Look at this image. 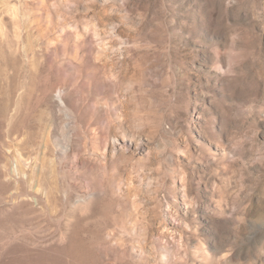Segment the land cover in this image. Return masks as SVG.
<instances>
[{"label":"rangeland","instance_id":"obj_1","mask_svg":"<svg viewBox=\"0 0 264 264\" xmlns=\"http://www.w3.org/2000/svg\"><path fill=\"white\" fill-rule=\"evenodd\" d=\"M1 51L0 264H264V0H0Z\"/></svg>","mask_w":264,"mask_h":264},{"label":"bare ground","instance_id":"obj_2","mask_svg":"<svg viewBox=\"0 0 264 264\" xmlns=\"http://www.w3.org/2000/svg\"><path fill=\"white\" fill-rule=\"evenodd\" d=\"M6 52V51H5ZM4 52V53H5ZM0 53H3L2 51ZM6 55V54H5ZM9 56V55H8ZM11 57V56H10ZM5 58V57H4ZM3 59V58H2ZM10 59V58H9ZM8 60V59H7ZM5 61V60H4ZM7 63V61H6ZM9 64V63H8ZM6 65V64H5ZM16 65V64H14ZM7 66V65H6ZM11 68V67H10ZM2 69V68H1ZM4 71V70H3ZM12 71V70H11ZM19 71V70H18ZM5 72V71H4ZM22 73V72H20ZM2 74V73H1ZM18 74V73H17ZM20 75V74H19ZM9 76V75H8ZM15 76V75H14ZM7 77V75H6ZM16 77V76H15ZM18 77V76H17ZM20 78V77H19ZM18 78V79H19ZM21 79V78H20ZM3 80V79H2ZM8 80V79H7ZM6 80V81H7ZM15 80V79H14ZM19 81V80H18ZM9 83V81H8ZM14 83V82H13ZM4 84V83H3ZM6 85V84H5ZM4 88V87H3ZM1 89V88H0ZM7 89V88H6ZM2 90V89H1ZM0 90V91H1ZM5 91V90H4ZM7 92V91H6ZM11 92V91H10ZM2 93V92H1ZM7 94V93H6ZM9 94V93H8ZM29 94V91H28ZM6 96V95H5ZM16 96V95H15ZM7 97V96H6ZM26 97V96H25ZM7 98H10L7 97ZM23 98V97H22ZM29 98V97H27ZM17 99V98H16ZM26 99V98H25ZM18 100V99H17ZM22 100V99H21ZM5 101V99H4ZM12 101V100H11ZM26 101V100H24ZM28 101V100H27ZM18 102V101H17ZM3 103V102H2ZM7 104V103H5ZM22 104V103H21ZM20 104V105H21ZM26 104V103H25ZM19 106L17 105V108ZM9 109V108H8ZM19 109V108H18ZM24 109V108H23ZM2 112V111H1ZM5 112V111H4ZM9 112V111H8ZM7 112V113H8ZM20 112V111H19ZM27 112V111H26ZM29 112V111H28ZM4 114V113H2ZM6 114V113H5ZM4 114V115H5ZM20 114V113H19ZM22 115V114H20ZM16 117H14L15 119ZM13 119V120H14ZM30 119V118H28ZM21 121V120H20ZM4 122V121H2ZM21 123V122H20ZM80 223V221H78ZM81 224V223H80ZM79 224V225H80ZM83 226V223L81 224ZM60 226V225H59ZM75 227V226H73ZM80 227V226H79ZM60 227H58L59 229ZM82 228V227H81ZM74 230L71 232L70 235H67L66 237L63 236V240L66 242L64 244H53L50 247H47L46 249H41L37 251H32L27 248H24L27 254V260L25 259L26 256L23 258L25 261H27V264H92L90 260V253L88 252L87 243L88 239L85 241L81 236V230L80 228H73ZM96 230V229H95ZM94 230V231H95ZM85 231V230H84ZM83 233V232H82ZM84 234V233H83ZM95 234H92V236ZM91 236V235H90ZM91 236V237H92ZM85 237V236H84ZM86 239V238H85ZM97 239V238H96ZM94 243L95 241L92 240ZM51 242V241H50ZM53 242V240H52ZM90 242V241H89ZM90 244V243H89ZM93 244V243H92ZM91 245V244H90ZM89 245V246H90ZM20 246V245H19ZM18 248L20 249V247ZM93 246V245H92ZM91 246V247H92ZM43 248V247H42ZM14 249V248H13ZM33 249V248H32ZM38 249V248H37ZM91 249V248H90ZM12 250V249H11ZM92 250V249H91ZM94 251V250H93ZM17 253V251H16ZM21 253V251H20ZM24 254V253H23ZM17 255V254H16ZM15 258V257H14ZM20 259V257H18ZM22 258V255H21ZM93 260V259H92ZM23 262V261H22ZM96 264H101L97 262Z\"/></svg>","mask_w":264,"mask_h":264}]
</instances>
